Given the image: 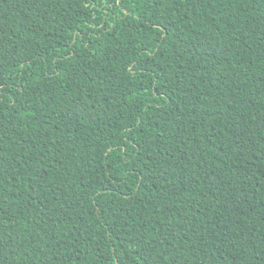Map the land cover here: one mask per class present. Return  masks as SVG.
Wrapping results in <instances>:
<instances>
[{
  "label": "trees",
  "instance_id": "trees-1",
  "mask_svg": "<svg viewBox=\"0 0 264 264\" xmlns=\"http://www.w3.org/2000/svg\"><path fill=\"white\" fill-rule=\"evenodd\" d=\"M0 264H264V0H0Z\"/></svg>",
  "mask_w": 264,
  "mask_h": 264
}]
</instances>
